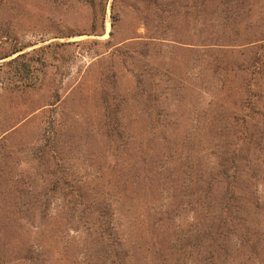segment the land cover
<instances>
[{
  "label": "rangeland",
  "instance_id": "374dc122",
  "mask_svg": "<svg viewBox=\"0 0 264 264\" xmlns=\"http://www.w3.org/2000/svg\"><path fill=\"white\" fill-rule=\"evenodd\" d=\"M17 48L35 85L0 90V264H104L83 185L115 204L133 264H201L217 156L246 153L248 89L264 106V0H0V57ZM253 131L264 201V118ZM246 219L261 244L231 236L225 264H264Z\"/></svg>",
  "mask_w": 264,
  "mask_h": 264
},
{
  "label": "trees",
  "instance_id": "16d2710c",
  "mask_svg": "<svg viewBox=\"0 0 264 264\" xmlns=\"http://www.w3.org/2000/svg\"><path fill=\"white\" fill-rule=\"evenodd\" d=\"M90 3L92 4V2ZM25 49L17 48L0 57V61H3L18 55L6 62L5 67H0V90L14 93L33 88L35 85L33 80L24 78L28 77L34 70L33 63L27 59L29 54H21ZM257 70L264 71V64L259 66ZM23 75L25 76L22 77ZM248 76V87L254 89L256 84L252 82V74ZM252 94L254 91L250 92L248 89L245 95L246 116L242 120L243 139L247 138L246 153L239 156L234 149L232 151L227 150L224 154L217 156L216 174L213 176V180L216 184L224 185V193L212 207L214 224L210 225V228L198 237L199 245L196 247H200L201 241L206 246V255L200 258L201 264H225L228 260L225 256L228 248H230L231 236L233 238L240 236L241 240L236 248L242 249L245 246L250 254H253L261 244L258 238L260 227H262L260 222L255 221L253 228L250 229L246 219L248 216H252L256 220H264V201L257 197L256 191L258 175L256 169H253L252 161H250V145L255 139L253 129L256 121H261L264 118V106H261L259 99H252L251 97H255ZM144 101L147 103L148 100L145 99ZM106 127L107 130L111 131L110 126ZM107 134L111 136L110 133ZM64 184L62 182L61 186ZM69 196L84 206L82 209L73 208L75 212L78 210L84 221L83 227L93 230L102 240L104 264H133L130 256L132 247L126 240V233H122V226L119 224L114 209L115 204L110 203L109 195L102 193L101 196L99 194L97 196L94 194V189H88L86 185H83L80 191L71 193ZM121 198L122 194L120 195ZM181 249H185V246H182ZM219 252H224V257H221ZM24 258L28 257L25 256ZM186 258H192V256H182L175 261V264H180Z\"/></svg>",
  "mask_w": 264,
  "mask_h": 264
}]
</instances>
